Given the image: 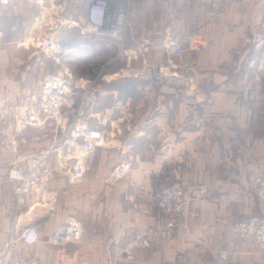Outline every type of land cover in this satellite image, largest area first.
Wrapping results in <instances>:
<instances>
[{"label": "crops", "instance_id": "1", "mask_svg": "<svg viewBox=\"0 0 264 264\" xmlns=\"http://www.w3.org/2000/svg\"><path fill=\"white\" fill-rule=\"evenodd\" d=\"M224 1L228 5L217 12L210 0H133L122 67L147 60L177 72L162 48L170 32L186 49L201 44L190 71L199 75V84L186 85L175 74L106 84L97 112L113 136L118 132L120 149L134 156L132 171L108 181L97 159V172L81 185L56 175L46 195L28 194L22 225L36 227L42 242L18 250V258L42 264H260L253 238L228 243L224 237L232 223L264 218L251 191L254 178L264 175V0ZM40 2L69 10L76 0L0 4V37L7 41L0 46V82H16L1 73L10 67L6 53L34 34ZM195 20H204L203 26L194 28ZM67 30L72 31L64 29L60 37ZM27 71L16 83L26 81ZM5 161L0 151V163ZM182 176L209 181L210 192L186 211L181 226L169 228L171 217L152 205L151 195ZM15 186L0 169V248L14 217ZM68 217L84 224L82 243L45 244ZM137 237L149 247H136ZM131 245L134 261L126 258Z\"/></svg>", "mask_w": 264, "mask_h": 264}, {"label": "built area", "instance_id": "2", "mask_svg": "<svg viewBox=\"0 0 264 264\" xmlns=\"http://www.w3.org/2000/svg\"><path fill=\"white\" fill-rule=\"evenodd\" d=\"M16 2L17 0H0L2 6ZM211 4L218 10H223L228 5L224 0H212ZM39 5L41 6V2ZM71 6L73 12L66 17L60 15L64 10L60 6L46 14L41 13L39 18L40 30L35 38L34 48L46 58L57 57L56 64L66 69L65 72L46 74L31 98H27L17 108L18 124L39 130L52 128L53 131L48 145L15 155L0 163V169L6 171V179L16 184L14 217L9 236L0 248V264H42L28 257L16 256L18 250H29L42 242L36 227L22 225L28 194L46 195L47 183L56 175L64 177L70 186L81 185L96 164L101 149L112 146L120 148L118 139L109 141L110 129L102 122V113L97 112L106 84L118 79L138 80L172 74L185 79L186 85L199 84V78L189 73L194 65V53L201 50V44L192 42L191 47L186 49L181 38L170 32L165 35L162 48L176 61L174 69L177 72L167 73L160 65L142 60L137 67L128 65L108 75V66L127 54L124 46L132 31L133 0H79ZM64 29H77L83 39L93 37L94 40L108 42V46L116 45L118 55L106 62L99 74L76 78L70 73L68 65L62 63L63 58L74 49L65 50L64 53L58 51V36ZM134 161L133 155H122L110 178L115 181L124 179L132 171ZM252 184V191L264 209V175L255 177ZM209 192L210 188L205 183L176 179L151 195L150 202L172 217L168 227L174 228L182 223L186 211L205 199ZM83 228L84 224L78 218L68 217L43 242L51 246L81 244ZM225 237L228 243L235 239L253 238L264 264V218L252 217L232 223L230 233ZM135 244L136 247L138 244L149 247L148 240L142 237H137ZM135 246L131 245L126 250L129 261L135 260ZM177 259L180 262L183 256L178 254Z\"/></svg>", "mask_w": 264, "mask_h": 264}, {"label": "rangeland", "instance_id": "3", "mask_svg": "<svg viewBox=\"0 0 264 264\" xmlns=\"http://www.w3.org/2000/svg\"><path fill=\"white\" fill-rule=\"evenodd\" d=\"M211 1L212 0H210L209 4L212 7ZM76 2L78 3L79 0H76ZM58 7L59 5L54 7L43 5L41 6L42 11L40 12L43 15L50 12L51 9H57ZM67 7L68 6L64 8L63 12L60 14L61 16L66 17L68 14H71L73 12V6H71L69 10H67ZM210 12H211V8H210ZM217 12H222V10L217 9ZM41 13L37 14L38 21H35L36 29L34 31V34L29 37L23 38V41L19 46L18 51L14 49V45H13V48L12 49L10 48L9 52L6 53L7 56L6 59H10V64H9L10 67L9 70L4 69L5 73L1 72L3 75L10 74L9 77L13 76L14 80L17 82L20 79V76H22L24 72L27 71V69L29 68V70L27 71L26 81L24 83H20L21 81L18 83L16 82L13 83V80H11V82H8L5 79L3 80V82H0V151H3V157H5L6 160L12 158L15 155L17 156L20 154H25L34 151L35 149L48 145L53 131L52 128H47L46 130H39L34 128H26L24 125L20 127L16 119L17 108L27 98L28 99L31 98L34 91L38 89V86L42 78L48 73L65 72L66 69V67L56 64L57 57L46 58L43 55H40L38 51L34 48L35 38L39 34V30H40L39 18L41 16ZM203 23L204 20H195L194 28L201 27V25L203 26ZM64 32L66 34L64 33V35H61V37L60 35L58 36V43H59L58 51L64 53L65 50L74 49L72 53H70L69 55L63 58L64 60L62 61V63L68 65V69L70 73L74 75L76 78L93 77L94 75L99 74L103 65L106 62H108L110 59L118 55L119 52L118 47H116V45H113L112 43H111L112 45L109 43L111 46H108V42L94 40L93 37L90 39L83 40L81 39L80 33L77 29H74L69 32L67 30ZM6 43H7L6 39L2 41V37H0L1 50L4 49L3 45ZM123 61H124L123 57H120L115 62L110 64L107 69V74L111 75L113 72L118 70L120 71L121 69L125 68L122 67L121 64ZM194 67L195 66L193 65L192 70L194 69ZM189 74L191 76H194L197 73L191 72ZM196 77L199 78V75L197 74ZM104 119L105 116L103 114L101 116V120L104 124L107 125V122H104ZM107 127L110 129L109 141H113L115 137L118 135V132L116 133L117 134L116 136H113L114 131L112 126L107 125ZM121 152L124 153L123 149L112 146L107 149H101L98 153V157H97L98 162L102 163L101 171L106 173V176L109 177L108 181L115 182V180H113L114 178H110L109 175L113 172L115 163L119 161V159L122 157L123 153L121 154ZM127 154L128 153L125 152L123 155L127 157ZM8 156L10 157L8 158ZM95 165L91 173L97 172L95 170ZM193 171L195 172V170ZM178 179L179 180L187 179L194 182L205 183L208 186H210L208 184L209 181L206 180L201 181L198 178L195 179L194 177L187 178L182 176L179 177ZM252 186L253 184L251 185V191H252ZM252 195L256 198L253 191H252ZM259 205L264 211L262 205L260 203ZM182 219H183L182 223L180 222L179 224L177 222L178 223V225L176 224L177 226H181L183 224L184 217H182ZM203 239L205 238H202L201 241L205 242ZM224 239L226 240V237H224ZM224 257H227L226 251H224L222 254L223 259ZM262 262L263 260L261 256L260 264H262Z\"/></svg>", "mask_w": 264, "mask_h": 264}, {"label": "water", "instance_id": "4", "mask_svg": "<svg viewBox=\"0 0 264 264\" xmlns=\"http://www.w3.org/2000/svg\"><path fill=\"white\" fill-rule=\"evenodd\" d=\"M34 227V226H33Z\"/></svg>", "mask_w": 264, "mask_h": 264}]
</instances>
